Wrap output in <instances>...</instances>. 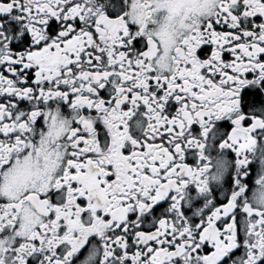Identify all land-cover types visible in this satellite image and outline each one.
<instances>
[{"label": "snow or ice", "instance_id": "1", "mask_svg": "<svg viewBox=\"0 0 264 264\" xmlns=\"http://www.w3.org/2000/svg\"><path fill=\"white\" fill-rule=\"evenodd\" d=\"M0 264H264V0H0Z\"/></svg>", "mask_w": 264, "mask_h": 264}]
</instances>
